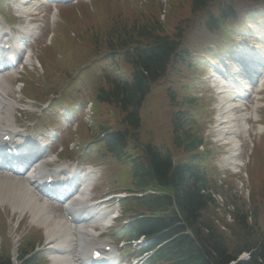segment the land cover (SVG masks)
Instances as JSON below:
<instances>
[{
    "label": "trees",
    "instance_id": "trees-1",
    "mask_svg": "<svg viewBox=\"0 0 264 264\" xmlns=\"http://www.w3.org/2000/svg\"><path fill=\"white\" fill-rule=\"evenodd\" d=\"M264 6V0H249ZM152 10L139 12L134 18L125 20L122 18L120 26L108 27L105 38L117 33H130L135 35V40H142L141 43L148 47L144 52L139 51V71L134 83L124 86L114 81L112 88L101 93L105 102L111 100L122 103H130L136 106L142 100L144 93L151 83L165 74L170 61L174 63L189 60L185 49H180L182 28L177 26L175 33L166 34L161 28L162 21L159 20L155 0ZM207 0H190V11L203 10L207 17L206 26L208 29H215L220 20L224 17H235L230 8L221 11L220 18H213L211 12H206ZM168 19V18H167ZM115 23V22H114ZM120 30V31H118ZM114 37V36H113ZM103 38V37H101ZM119 39V37H114ZM109 99V100H108ZM191 102L190 99H186ZM185 102V103H187ZM187 114L184 110L177 112V120L173 127V140L181 152L192 153L198 147L199 138L190 133L184 125L183 119ZM127 120L133 124L137 123L136 113ZM150 168H141L137 176L141 178L140 183L146 184L153 179L167 183L172 187L171 196L145 197L139 204L144 208L140 212H133V218H139L134 223L135 231L141 234H160V236L174 237L169 241V248L163 253L164 259L170 257L174 264H229L234 261L237 255L243 250L250 252V258L240 264H264V236L255 225L246 223V214L238 210L237 221L234 227V236L218 231L217 227L210 224L208 219L201 218L200 211L207 208L208 196L200 193L199 186L200 172L192 167L191 161L181 163L173 167L168 156L159 157L151 154L149 157ZM185 160L188 155L184 154ZM175 204V207L174 205ZM162 210L164 215L153 216V211ZM236 214V215H237ZM141 215V216H140ZM185 227H190L195 234L196 240L192 241L183 233ZM166 248V249H167ZM166 253V254H165ZM158 257H161L158 255ZM0 264H10L6 253L0 254ZM239 264V263H237Z\"/></svg>",
    "mask_w": 264,
    "mask_h": 264
},
{
    "label": "bare ground",
    "instance_id": "bare-ground-1",
    "mask_svg": "<svg viewBox=\"0 0 264 264\" xmlns=\"http://www.w3.org/2000/svg\"><path fill=\"white\" fill-rule=\"evenodd\" d=\"M20 8V6H19ZM27 32H25V35ZM246 51V49H245ZM243 52L244 60L248 63L249 57H254V61L258 59V57L264 59V49L260 47L259 45H256L248 51L251 53L249 55L247 52ZM256 51H258L260 54H257ZM254 63V62H253ZM11 83V74H5L0 75V106L2 105V98L9 89ZM218 90L221 94H223L225 101H220L223 112L219 114L220 119H223L222 127L220 130V135L223 136L224 139L231 140L233 138V125L237 126L241 122V117L243 116V113L234 115L233 112L229 111V103L228 101L232 99L237 93H240L239 87L232 81L231 78L228 79V83L221 79L218 84ZM238 101V99H237ZM245 117L242 118L244 120ZM238 120V121H237ZM238 122V123H237ZM232 155H230L226 160H228ZM225 160V161H226ZM69 177L72 178V181L76 180V177L73 176L72 173L68 174ZM31 179H33L32 174L30 173L28 175ZM84 179V182L82 186L80 187L79 194H77L75 197H71L70 199H64L66 200V207L69 210V212L77 218V222L79 221L80 224L75 227L74 224L63 221L62 219H58L55 221V223L59 226V229L52 233L51 231H46V242L51 243V249H59L60 252H57V254H52V264H75L73 256H68L65 254L64 250L71 249V241H74V234L79 235L81 238V243L79 245H76L75 243V249H77V254L79 255L77 257L79 264H88L86 260L84 259V253L87 250V246L89 243L94 241L96 239V235L99 232L98 229H103L105 226H107L110 222V211L103 210L102 208L98 206H94L95 203L91 202L89 197V190L88 186H90V183L92 181L91 177V171L89 170L84 175H80ZM0 183L2 188H10L11 190H5V195L1 196L0 203L1 202H9L10 203V194L13 192L14 189H16V194L18 195V198H24L32 200L34 202V208L37 210L45 211V207H43L42 204L38 203V201L35 200V198L31 195L32 190L28 187H24L19 183L8 181L6 178L0 179ZM15 191V190H14ZM77 192V190H76ZM61 194V193H60ZM64 196V194H61ZM18 199L15 200V203ZM12 201V200H11ZM21 203H26L25 201H20ZM27 204V203H26ZM25 208H29V211L31 213V217L33 220L38 217L37 214L33 212L32 209H30L29 206H26ZM47 227V226H46ZM73 232V235H72ZM86 241V244L84 241ZM52 243H54L52 245Z\"/></svg>",
    "mask_w": 264,
    "mask_h": 264
},
{
    "label": "rangeland",
    "instance_id": "rangeland-1",
    "mask_svg": "<svg viewBox=\"0 0 264 264\" xmlns=\"http://www.w3.org/2000/svg\"><path fill=\"white\" fill-rule=\"evenodd\" d=\"M113 2H114V4L115 5H117V6H120L121 4H123V5H126V8H125V11L127 12V13H129L130 12V10H132V3H137L138 2V0H120V1H122V2H120L119 0H112ZM151 0H146V2H150ZM240 1H242V0H240ZM127 18H129V19H131L130 17H127ZM46 19V18H45ZM174 19H177V17H175ZM95 22H96V26H97V28L99 29V30H102L103 28H105L106 26H107V22L102 18V17H97V19H95ZM77 30V33H78V35H79V40H82V41H85V42H88L89 41V36H88V34L86 33V30H84V29H80V28H78V29H76ZM107 29H105L104 30V32L106 31ZM50 33V30H49V28L47 29V31H46V33L45 34H49ZM186 43L187 44H189L188 43V40L186 39ZM46 43H45V37H43L42 39H41V41L39 42V43H37V45H36V49H35V51H36V54H38V52L40 53V51H41V49L43 48V46L45 45ZM43 45V46H42ZM72 45H74L73 43H71V42H69V45L66 47V48H64L65 50H63V54H66V53H72L74 50H72ZM189 46L190 47H192V45L191 44H189ZM77 49H78V51L76 52V53H80L82 50H85L86 48H85V44H84V42H81L80 44H79V46H77ZM60 50H62V48H58V53H59V51ZM60 54V53H59ZM70 58H71V60L72 61H75L76 60V56H70ZM203 81H204V84H205V86H207V84H206V81H205V79H203ZM208 87V86H207ZM83 94V96L84 97H86L87 95L85 94V93H82ZM71 101L72 102H74V100L73 99H71ZM147 104H145V106H146ZM262 105H263V107H262ZM260 106H261V108H260ZM56 109V108H55ZM54 109V110H55ZM264 109V92L263 93H260V103H259V107L256 109V111H257V115H258V118L260 119V114L262 113V110ZM147 111L149 112V114L147 115V116H145L146 117V119H147V122L146 123H148V122H152V121H155V119L156 118H158V117H161V115H160V111H159V108H155L154 109V107H148V109H147ZM213 114H214V112H213ZM251 114H252V111H251ZM263 118V117H262ZM254 119L252 118V117H250L249 119H248V129H247V131H245V132H243V131H241L240 133H241V137H240V143H241V148H243L244 150H242L243 151V153H242V155L244 156L243 157V159H246V156H247V152H248V150H252V144L254 143V148L257 146V144H258V147H260L261 145L259 144L260 143V141H259V137L262 135V133L260 132V130H259V128H258V123H255L254 121H253ZM161 132V131H160ZM258 132H260V133H258ZM246 133H248V136H246ZM243 135H245V136H243ZM215 139V138H214ZM251 142V143H250ZM229 146V145H228ZM227 149V148H226ZM229 149H230V146H229ZM259 150H261L260 148H257V154H259ZM230 154V152L229 151H226L225 149H223V152H221V156H219L218 157V160H220V163H221V160H223L224 159V157L226 156V154ZM252 153H253V151H252ZM252 153H250L249 154V152H248V155H249V160H250V157H251V155H252ZM222 165V164H221ZM249 169H250V167H249ZM243 173H245V170L244 171H242ZM248 170H247V174H248ZM233 176V175H232ZM235 177V176H234ZM253 177V176H252ZM255 178H254V181L253 180H251V183L253 182V184H254V182L256 181V178H264V173H258V174H256L255 176H254ZM232 180L234 181V182H236V185H237V190L239 191V192H243V194L245 195V196H247L246 195V193L248 192V189H249V187H250V185H249V187L247 186V183H246V176H244L243 174H242V176H238V177H235V178H232ZM259 184L260 183H258V186H256V188L258 189L259 188ZM243 185V187H241ZM95 192L97 191V189L95 188V190H94ZM53 212L54 213H56V214H58V215H61L62 216V207L61 206H58V208H56L55 210H54V208H53ZM1 216V215H0ZM26 217V218H25ZM24 218H25V224H24V228H29L30 227V223L28 222V219H29V217L28 216H24ZM261 218H264V216L263 215H261ZM12 221H14V219L12 220ZM263 221H264V219H263ZM33 227V226H32ZM31 227V228H32ZM0 230H2V227L0 226ZM25 231V230H24ZM16 234V233H15Z\"/></svg>",
    "mask_w": 264,
    "mask_h": 264
},
{
    "label": "clouds",
    "instance_id": "clouds-1",
    "mask_svg": "<svg viewBox=\"0 0 264 264\" xmlns=\"http://www.w3.org/2000/svg\"><path fill=\"white\" fill-rule=\"evenodd\" d=\"M91 107V105H89V108Z\"/></svg>",
    "mask_w": 264,
    "mask_h": 264
}]
</instances>
